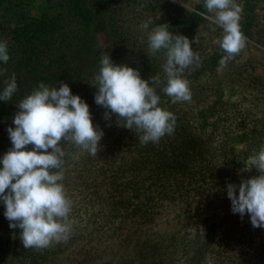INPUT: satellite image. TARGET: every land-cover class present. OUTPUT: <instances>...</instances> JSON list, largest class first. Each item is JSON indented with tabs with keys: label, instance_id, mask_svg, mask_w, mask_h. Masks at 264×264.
Returning a JSON list of instances; mask_svg holds the SVG:
<instances>
[{
	"label": "trees",
	"instance_id": "obj_1",
	"mask_svg": "<svg viewBox=\"0 0 264 264\" xmlns=\"http://www.w3.org/2000/svg\"><path fill=\"white\" fill-rule=\"evenodd\" d=\"M9 1L12 8L20 3L0 0V9ZM33 1L27 2V6ZM47 1L48 6H39L35 15L28 7L19 11L17 17L0 14V42L7 43L10 56L7 63L0 62V70H6L0 75V92L12 74L17 83L12 100L0 101V131L6 135L1 137L0 133V156L12 146L7 127H14L12 118L19 110L16 103L41 82L49 87L67 83L71 92L88 104L92 123L101 127L103 137L96 156L70 141L62 140L60 144L66 153L59 169L65 173L62 183L67 189L90 191V203L85 210L91 213L70 224L71 234L66 242H53L45 249H25L19 238L22 230L12 229L10 258L45 259L63 250V243L73 244L99 235L119 237L138 249L145 246V251L140 252L143 259L149 253L148 238L141 240L140 229L134 231L129 224L139 228L153 226L156 215L162 212H175L187 222L199 208L211 205L200 201V197H213L223 205L226 217L219 220L210 213L203 218L201 236L188 245L184 263L208 264L209 251L218 253L213 244L217 226L229 218V232H224L230 234L227 239H235L236 253L231 248L229 258L221 262L264 264V256L259 254L264 247V228H254L247 214H234L226 192L228 184L239 185L241 179L259 175L255 167L250 171L243 169L249 158L264 148V77L255 74L250 63L239 65L240 53L226 67L221 66L219 62L225 53L214 41L222 38L223 31L201 30L199 27L205 24L201 14L182 16L176 13L177 7L163 0H113L111 4L109 0H57L54 4ZM235 2L242 7L239 23L243 35L263 37L264 26H257L255 18L264 0ZM190 3L199 11L208 12L204 0ZM145 22H149L147 29L142 27ZM160 24H167L174 34L186 36L193 51L199 54L198 65L184 73L190 102L172 103L171 97L162 91L167 81L163 71L165 53L161 50L152 54L147 39L148 33ZM98 32L103 33L100 44L91 37ZM106 53L113 63L137 69L142 79L159 76V84L149 83L160 97L158 106L176 117L171 135H164L157 143L141 145L142 133L135 127L129 130L121 126L125 121L115 114L108 120L103 118L105 109L94 102L96 89L91 83ZM199 78H207L206 84L200 85L201 79L196 84ZM26 147L31 149L32 145ZM70 165L76 169L72 178L66 172ZM247 226L249 254L242 253L239 246L245 241L243 227ZM129 258L125 257L123 262Z\"/></svg>",
	"mask_w": 264,
	"mask_h": 264
},
{
	"label": "clouds",
	"instance_id": "obj_2",
	"mask_svg": "<svg viewBox=\"0 0 264 264\" xmlns=\"http://www.w3.org/2000/svg\"><path fill=\"white\" fill-rule=\"evenodd\" d=\"M199 2V0H197ZM182 4V3H181ZM185 8V6L182 4ZM204 7L214 13V22L222 28V38L214 41L225 55L221 66L245 48L247 38L240 30L242 7L235 0H204ZM203 15V13H201ZM148 23L142 27L147 29ZM148 47L152 54L165 53L163 71L166 85L162 89L172 103L190 102L191 92L184 78L186 70L198 65L199 54L193 51L189 39L169 31L160 24L148 33ZM10 59L7 43L0 42V62ZM0 70V75L3 74ZM152 84H159L157 74L142 79L137 69L127 64H115L108 53L102 56L100 68L94 75V102L105 109L103 118L115 114L125 121L121 126L142 135L141 145L157 143L175 127V115L159 107L160 97ZM0 101L9 102L17 92L15 74L5 81ZM19 109L12 118L14 127H7L11 147L0 156V203L9 227L19 228V238L25 249H45L53 242H66L71 234L68 217L71 201L62 183L61 169L65 151L61 141L96 156L100 150L103 131L94 126L88 104L73 94L67 83L49 87L41 82L36 90L16 103ZM32 145L31 149L26 146ZM253 167L259 175L241 179L239 185L228 184L227 197L231 211L249 216L254 228H264V148L249 158L244 171Z\"/></svg>",
	"mask_w": 264,
	"mask_h": 264
},
{
	"label": "rangeland",
	"instance_id": "obj_3",
	"mask_svg": "<svg viewBox=\"0 0 264 264\" xmlns=\"http://www.w3.org/2000/svg\"><path fill=\"white\" fill-rule=\"evenodd\" d=\"M29 1L30 0H18L17 2L20 3L15 8H12V3L9 1L2 6L0 14L5 16L14 15L17 17L19 11H23L24 8L27 10L28 7L30 13L35 15L39 13V6H48L47 0H34L32 2L33 6H27V2ZM109 1L110 4L113 2V0ZM163 1L177 7L176 13H179L182 16H188L190 13H203L202 17L205 20V24L204 27H199L201 30H204L205 28L212 31L217 29L222 30V28L214 22L215 14L209 12L204 13L197 10L194 5L190 3L192 0ZM56 2L57 0H52V4ZM255 23H257V26H264V3L261 4L259 16L255 18ZM102 34L103 33L101 32H98L96 35L92 34V40L98 44L102 43ZM261 36L263 37L245 36L247 38L246 46L241 50L238 61L239 65L250 63L252 67H254L255 74L264 77V40L262 39L264 38V34L261 33ZM200 79L201 78L196 81V84H199ZM206 80L207 78L201 79L200 85L206 84ZM99 128L101 127L99 126ZM0 133H2L1 137L6 136L3 135L4 131H0ZM74 160H77V157H74ZM72 168L73 167L70 165L69 169L66 171L71 178L76 172V169ZM64 174L65 173H63V175ZM65 190L67 197L71 201V211L68 217V223L71 224L80 221L86 214L88 215L91 213L89 209H87L88 211L85 210L88 207L91 198L88 189L65 188ZM199 200L202 202H211V205L199 208L197 213L190 217L187 222L182 220V216H178L175 212H162L161 214L156 215V223L153 226L139 228L138 225H128L133 226L131 229L134 231H136V229L139 231L140 229L141 240L148 238V240H146V245L149 253H147L148 255L146 258L144 257L141 259L144 255L140 253L141 251H145V246L138 249L134 248L133 244H127L119 237L99 238L98 235V237L94 238H84L73 244L63 243V246L65 247L63 250L51 253L48 257H45V259L40 256H29L25 258V261L24 259L21 261L19 258H10L12 254V228L9 227V221L4 216L5 207L3 203H0V264H10V262L14 260L15 264H145V261L148 264H185L183 258L188 256V245L197 242L198 240L195 241V239L201 236L203 218L210 213L215 214V218L218 217L220 218L219 220L224 216L226 217L225 210L222 209L223 205L217 199L210 197L205 198L204 200L203 197H200ZM229 221L230 219L228 218L225 221H221V225L217 226L213 244L218 247V253L214 250L213 252L209 251L208 264H224L221 260L229 258L231 248H235L234 251L236 253L235 239H227V236L230 234L224 232L226 229L228 230L231 225ZM243 229L246 237L242 247L239 244L240 251L242 253L248 252L249 254L250 247L247 244L248 241H246V238L250 227H243ZM254 245L255 244L253 243L252 248H254ZM259 254L264 256V247L259 250ZM127 256L130 257L129 261L124 263L123 259Z\"/></svg>",
	"mask_w": 264,
	"mask_h": 264
}]
</instances>
